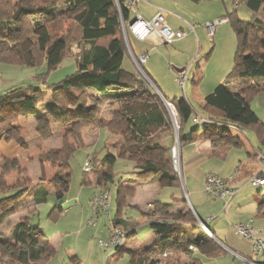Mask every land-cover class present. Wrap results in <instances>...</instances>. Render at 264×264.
Here are the masks:
<instances>
[{
  "label": "trees",
  "instance_id": "obj_1",
  "mask_svg": "<svg viewBox=\"0 0 264 264\" xmlns=\"http://www.w3.org/2000/svg\"><path fill=\"white\" fill-rule=\"evenodd\" d=\"M128 0H65L64 4L53 5L50 0H0V14H6L13 20L0 21V62L42 70L34 77L33 84H17L0 93V111L11 107L12 117L0 113V142L21 143L22 137L17 132V121L21 115H37V133L50 140L52 126L50 120L39 116V107L44 103V91H50L55 103L64 109L72 106L73 97L78 106L85 109L95 97V91L106 95L110 88H130V84L120 80V72L129 50L122 32L123 23H129ZM195 3L211 0H191ZM244 5L252 14L251 21H242L237 11L229 12V18L236 37L237 50L234 67L226 80L219 84L213 93L207 96L206 106L199 110L185 99H175V106L181 128L195 115H201L211 128L223 133L230 127H238L243 132L250 130L260 144H264V122L252 110L250 102L264 92V0H235ZM45 29V34L38 33ZM128 42L130 32L127 29ZM30 41L32 47L27 51L23 45ZM72 59L75 72L67 75L58 83L50 84L47 78L58 70L66 59ZM144 69V67H143ZM145 71V69H144ZM146 73V71H145ZM147 74V73H146ZM39 82V85H35ZM100 96V95H98ZM107 97V96H106ZM116 98L118 108L112 112L108 121L100 124L111 135H124L125 144L121 151L137 156L135 170L130 173L140 182L150 181L156 173L155 153H163L159 158L162 164V179L170 186H179V176L173 168L171 149L175 141V131L168 108L162 98L150 88L143 92L131 93ZM69 99V100H68ZM88 122L78 121L65 132L61 149L41 155V159L51 162L57 168L55 177L50 181L54 187L58 203L64 200L71 186L70 160L79 149L69 142V137L80 140ZM56 156V158H55ZM114 158L100 159L90 157L92 171L96 172L97 185L104 190L109 183H115L116 176L109 165ZM19 166L18 161L5 162L0 177V193L6 194L11 189L6 187L5 177ZM21 173V170L19 169ZM88 174L85 172L83 185H87ZM117 184V203L124 205L125 199L133 197L135 190ZM26 187L15 190L11 197L0 200V205L12 200V210H4L1 216L9 217L18 211V199L30 189L29 179ZM112 199V195H111ZM48 193L44 188L35 196L37 205L46 203ZM176 200V199H175ZM111 202V201H110ZM58 211V213H57ZM62 210L56 206L51 216L56 219ZM186 213L174 214L172 221L154 218L149 226L159 237L142 249H130L125 246L115 247L117 255L131 256L130 264H204L201 256L219 257L223 248L205 233V239L179 241L174 237L181 231L182 224L201 229L196 219H185ZM0 216V226L3 219ZM113 226H121V221L114 220ZM127 239L131 235L126 232ZM56 254L39 226H33L29 217L18 222L9 241H0V264L8 259L10 264H47ZM117 256V257H118ZM187 260L184 261L183 260ZM264 264V263H263Z\"/></svg>",
  "mask_w": 264,
  "mask_h": 264
},
{
  "label": "crops",
  "instance_id": "obj_2",
  "mask_svg": "<svg viewBox=\"0 0 264 264\" xmlns=\"http://www.w3.org/2000/svg\"><path fill=\"white\" fill-rule=\"evenodd\" d=\"M181 1L185 4L184 7H189L187 6L189 4H187L184 0ZM219 2L220 0H211L203 1L196 4L199 6L203 5L202 3H205V5H207L206 7H212L214 5H218ZM233 5L235 8L238 7V1H235ZM189 8L191 11H195V13L200 10V8L198 10L192 9L191 6ZM161 10H164L168 13V25L172 30L184 31L183 27H188L186 26L187 24H182L179 21V18L181 19V16H184V18L189 19L190 17H188V15L186 14L180 13L183 12V10H180L176 6H167L162 0H146L139 2L136 8L129 10V23L133 22L138 15H140L146 21H152ZM202 12H204L203 9ZM229 12L230 9L229 6H227L224 12L216 13L215 17L225 16L229 14ZM213 18L207 17L206 21L212 20ZM183 20L185 21V19ZM171 22H173L172 25L174 27L171 26ZM191 32L192 31L190 30L185 31L187 35L184 38L176 40L172 44H169L174 46L173 50L171 51L167 50L164 47V44L158 43L156 38H152L146 42H137L139 40L133 37L136 42L134 46L131 45V43L129 42L131 48V55H129L125 59L123 70L120 72V80L130 84L131 87H136L137 85L142 86L140 85L142 84V76L137 73L135 69L137 66L132 56L139 57L142 55H148V60L144 65V69L151 82L155 85L154 87H156V90L168 102L171 103V101L175 99L183 98L189 103L193 104L197 109H203L207 104V96L213 93L216 87L226 80V77L224 74L217 76L211 74L208 75L205 70L203 72L196 70V72H192L191 74V69L186 70L185 67H182L186 66L188 64L187 61L191 60V58H188L190 51L194 53L196 49L195 54L197 53L198 56L201 51L210 48L208 42H205L206 32L203 28H199V31H197V40L192 34H190ZM215 34L217 35V30L215 31ZM215 34L210 37H214ZM228 37L230 39L229 44L230 46H232L233 53V48L235 44L234 42H231V34L229 32ZM140 43L144 44L140 45ZM211 48V50H215V46ZM27 50L28 49L24 51ZM187 55L188 57H186ZM68 62L70 64L66 68L75 71L76 66L74 65V61L72 60ZM172 62H176L174 64L175 66H178V68L175 67V70H172L171 68ZM6 65L9 66H0V93H2V90L8 89L13 85L19 84V82L21 80H25V78L32 77L34 79L35 77L34 72H30L32 71L31 68L29 69L21 66H13L10 64ZM17 72L19 73L17 74ZM182 72L187 75V80L185 88H180V90L175 83H177L176 78ZM262 82H264V79ZM131 87L119 88L121 89V95L118 96H125L134 93L135 90L132 92ZM112 89L110 88L109 90ZM109 90L107 91L106 95H103L107 96L105 100H107L110 95H114L109 93ZM95 95L98 96L102 94L98 91H95ZM113 97L116 96L114 95ZM42 108L41 106L39 107V116L48 117V115H51V125L55 126L56 123H60L57 126V129H60L61 132L58 131V134H62L66 129L71 128L72 125H74L81 119H90L89 117H94L93 115H96L98 113L96 106H92L90 104L85 109H82L78 106L77 103H73L72 106L66 109V111H63V113L59 105L54 102L52 95L48 93L45 94V101L42 104ZM251 108L255 112L253 106H251ZM107 115H109V110ZM198 116L202 118L201 115ZM37 117V115H29L24 118L22 117L24 120H20V124L17 127L19 128V130L25 132L27 126L32 125L34 132L37 133ZM195 118L196 115L190 118V120L193 121V123L195 124H202V129L198 127L188 128V122L190 121L188 120L181 132L182 169L183 175L184 177H186V183L190 191V196H193L195 198V207L198 210L194 211L196 216L200 218V220H202V222H204L207 228L210 230L212 236H208L215 240L224 250V253L219 257H207L211 261L209 262V264H237V260L252 264L250 262V260L253 258L252 244L235 233V230L233 228L234 224H232L231 226L229 224L236 222H248L251 220H254L253 224H255L256 221H264V194H261V192L258 191L257 195L251 197L250 195L245 194L244 190H241L243 184L250 185L249 179L252 176L257 175L264 178V171L260 170L259 164L260 160L264 161V152H261L257 148L256 143H258L259 141L255 134V140H252L248 136L247 131L243 132L238 127H230L228 130H225L223 133H220V130H217L216 128H211L207 125L206 121L204 120H199L195 122ZM259 121H261L260 118ZM60 138L61 136H55L56 140L54 139L53 141L56 142V147L54 148H60ZM4 140L5 138L0 142V157H9L7 153V148L9 147L11 149L12 146L5 147ZM35 143L36 147H33V149L30 150V153L32 154V157L36 160L34 162L28 161L24 164L19 165V167L21 166L22 169L25 170L26 175L24 176H28L32 178V180H34V185L29 191L30 195L27 203L29 206L34 207L33 212H37L39 206L47 204L53 197L54 199H52L51 202L55 205L54 208H56V206L61 207L66 202L68 193L66 194L61 204H59L54 188L47 183V180L56 175L57 172L56 170H54L50 162L43 161L41 159V155L46 154L50 150L52 142L44 141L37 133ZM82 143L83 144L80 146V148L88 147L91 151L88 159L85 161V164L88 162V160H90V157H93V155H100L99 151L104 148L105 151L110 152L109 157L114 158L111 163L106 162L105 170L109 168V165L112 169H114L115 165L118 161H120V159H125L132 162V165L135 168V163L138 159L137 156L129 152L123 153L121 151L123 145L125 144V136L111 135L109 131L104 128L98 120L90 122L89 125L85 128L82 133ZM260 147L262 148V146ZM162 156L163 153L161 152L155 153L154 159L156 160V172L158 173V176L155 178V180L146 184H142L138 180H136V178L131 177H129L127 180H124L125 186H130L137 190L136 197L132 199H125L123 208L118 205L117 215L115 217H112V215H110V217L112 218H109V224L107 225V228L109 229L110 226L113 225L112 223L114 222V220L117 219L121 221V226H123L127 230V232L131 234L127 240L125 248H144L149 246L152 242L155 241V239L159 237L158 235L150 231L147 234L148 240L144 241L143 243L145 245L134 247V245L132 244L133 239L131 238L135 236V234H137L138 228V226H133L134 223L139 224V221L141 220L148 227H150V222L148 223V218L153 214V212H149L148 215L144 214L147 211L146 205L148 203L152 202L157 206V209L155 211V213L157 214L156 216L167 219H172L174 214L182 211V209H185L183 205L187 203L186 194L182 195L178 192L179 188H181L179 186L181 185L170 186L165 180L162 179V164H160L158 161L159 158H161ZM100 158L103 159L106 157H101L100 155ZM210 174H215L220 178L224 179L229 188L236 190V194L230 199L229 202H227L228 197L226 198V200H223L213 198L209 199L210 197L208 196V198L207 194L205 196L206 183ZM13 176L15 177V184H17V186H15V184H13V187L12 184L10 185L12 188H16L19 185V180H21L23 176L21 177L19 175L18 170L13 172ZM87 178L89 181L88 185L95 186V192L90 193L88 200L90 201L89 204L92 206V199L94 198L95 194L102 189L98 187L97 177L94 174H89ZM254 187L259 188L258 186ZM41 188H44L47 191L48 200L46 201V203L37 205L35 202V196L40 192ZM85 188L86 186L83 187L81 191V196L76 199V202L82 201L83 203V219H86L85 200L82 199V195H84L86 191ZM169 189H171V191L173 192L171 200H168L169 192L167 190ZM174 194H176V196ZM213 200L215 202H212ZM5 205L6 204H2L0 205V207H3ZM110 206L111 202L107 211L100 213V215L109 212ZM238 207L239 209L237 210L236 208ZM61 213L62 212H60V214ZM40 229L43 231L41 227ZM180 232H182V230ZM43 233L48 239L46 232L43 231ZM205 233L208 234L207 232H205L204 229L201 230L197 228H187L182 232V234L184 235L181 239L175 235L174 237L178 238L181 242L194 239L203 240L206 238ZM54 234L55 236L57 235L56 233ZM256 235L264 239V230L262 232L257 230ZM54 238L55 237H53V239L48 240L50 244L55 248L57 253L58 243L54 241ZM117 256L118 255L115 251V254L113 255L112 259L117 260ZM66 257L69 258L73 264H81L79 255L76 254L73 249H69V251L65 254V258ZM53 259L54 257L47 264H49ZM260 260L258 262L263 264L264 261L261 262Z\"/></svg>",
  "mask_w": 264,
  "mask_h": 264
},
{
  "label": "rangeland",
  "instance_id": "obj_3",
  "mask_svg": "<svg viewBox=\"0 0 264 264\" xmlns=\"http://www.w3.org/2000/svg\"><path fill=\"white\" fill-rule=\"evenodd\" d=\"M17 1H19V0H15V2H17ZM25 1H28V0H25ZM50 1L52 2L53 5L55 4V6H56V3L59 6H61L64 4L65 0H50ZM162 1L167 6H169V5L170 6H176L180 10H183V12H180V13L186 14V15H188V17H190L189 19L184 18V16H181L182 17L181 19L179 18V21L182 24H185V25L187 24L186 26H188V27H183L184 31L183 30H179V31H182L184 33H185V31H189V30L192 31L190 34H192L196 40H197V31H199V28H203L206 32V41L205 42H208L210 48H208L207 50L205 49V50L201 51L198 54V56H197V53L195 54L196 49H195L194 53L192 51H190L189 57H188V55L186 57L191 58V60L187 61L188 64L186 66H182V67H185L186 70L191 69V74H192V72H196V70L200 71V72H203L205 70L206 73H208V75L211 74V75L217 76V75L224 74L225 77L227 78L229 73L232 71V69L234 67V60H235L237 44H238L236 34H235L231 24L226 23V24H222V25L217 27V29H216L217 35L214 33L215 36L210 37L209 32L206 28V24L209 22H215L218 19L226 17V15L222 16V17L221 16L215 17V15H216V13L224 12L225 8L227 6H229L230 12H233L236 10L238 18L242 21H247V22L251 21L253 19V14L244 5H239V3H238V7L235 8L233 5L235 0H220L218 5H214L212 7H206L207 5H205V3H202L203 5L198 6L195 2H192L191 0L190 1L184 0L187 4H189L187 6H189V7L191 6L192 9L198 10L200 8V10L196 13L193 10L191 11L189 7H184L185 4L181 0H179V1L178 0H162ZM218 6H220V7H218ZM202 9L204 12H202ZM207 17H212V18L214 17V18L212 20L206 21ZM183 19H185V21ZM0 21H5V22H8V24L15 26V24L12 23L13 20L10 18H7L6 14H0ZM172 24H173V22H171V26L174 27ZM176 31H178V30H176ZM227 31L231 34V42H234V44H235L234 48H233V53H232V46H230V44H229L230 39L228 37ZM122 32H123V35L125 38V43L128 47L129 53H130L129 55H131V48H130L129 42L131 43V45L134 46L136 41L134 40L133 36L130 33L129 42H128L127 31H125V28H123V27H122ZM38 33H40V34L44 33L45 34V30L41 29L38 31ZM185 34L187 35V33H185ZM193 36H191V37H193ZM137 42H142V41H137ZM144 42H146V41H144ZM143 44L144 43H140V45H143ZM23 46H24V48H23L24 50L30 49L32 47V43L30 41H27ZM214 46H215V50H211L212 49L211 47H214ZM164 47L167 50L171 51V50H173L174 46L169 45V44L168 45L164 44ZM188 58H186V59H188ZM211 59H212V61H211ZM68 61H72V59H69V58L66 59L63 62V67L61 66V68L54 71L52 74H50L48 76L47 82H49L50 84L58 83L63 78H65L67 75L75 72L72 69L66 68L70 64ZM174 63H176V62L171 63L172 70H175V67L178 68V66H175ZM1 65L9 66V65L0 63V66ZM191 66H192V68H191ZM4 68H6V67H4ZM135 69H136L137 73L140 76H142L141 77L142 78V84H140L142 86L137 85L136 87H131V89H132L131 91L133 92L135 90L134 93L143 92L147 88H150V89H153L159 95V93L156 90V87H154L151 84L152 82L149 81L145 77L146 73H145L143 67H142V70H140L138 67H136ZM31 70L32 71H30V72H32V73L34 72V75L42 72V70H40V69L39 70L31 69ZM18 73L19 72H17V74ZM181 74H185V73L182 72V73H180V75ZM13 75H15V74H13ZM33 82H34V79L32 77H29V78H25V80H21L19 82V84H23L26 86V85L33 84ZM39 84H40L39 82L35 83V85H39ZM175 84H176V86H178L179 89L181 88V87H179V85H177V83H175ZM5 90H2L1 92H4ZM109 91H110L109 93L114 94L116 97L118 95H121V93H120L121 89H119V88H113L112 90H109ZM46 93L52 95V93L50 91H47V90L44 91L43 101H45V94ZM122 94H124V93H122ZM114 95H110L107 98V100H105L106 96L95 95V97L89 101L88 106L90 104L92 106H96L98 113L96 115H93L94 117H89L90 119H88V118L84 119L88 122V125L90 122H93L94 120H98L101 123L102 121H104V120L108 121L111 118L112 112H114L120 104L119 102H114V100L116 99V98H112ZM159 96L162 98L161 95H159ZM118 97L121 98L122 96H118ZM69 99L71 100L72 104L77 103L73 97H70ZM162 100H163V98H162ZM250 104H251V106H253V109L257 113L260 120L262 122H264V92L259 94L254 100H252L250 102ZM41 108H42V105H41ZM60 109L62 110V112L66 111V109L62 108L61 106H60ZM108 110H109V115H107ZM168 111H169V108H168ZM0 113H2L3 115H5L7 117H12L14 112H13L11 107H7V108H3L0 111ZM169 114L171 116L170 111H169ZM50 116L48 115L49 118L48 117H44V118H46V119L50 120V122H52V117H50ZM22 117L24 118L27 116L21 115L19 117L15 127H17L20 124L19 121L23 119ZM59 124L56 123L55 126L51 125L52 130H53L52 131L53 137L50 140H44L40 136L44 141L52 142L51 146H50L51 148L47 153H49L53 150L55 151V150L61 149L63 146V138L65 135V132L68 129H66L62 134H58V131L61 132L60 129H57V126ZM73 126L74 125H72L71 128ZM87 126H85V128ZM191 127H198L200 129H202V124L201 125L195 124V123H193V121L190 120L188 122V128H191ZM85 128H84V130H85ZM16 129H17L18 134L22 137V140H21V143H17L14 141L7 142L6 140H4L5 147L12 146V148L11 149L9 147L7 148V153H8L9 157H5L4 155H3L4 157H0V177L2 176L1 175L2 174V168L5 165L6 161H8V162L18 161V164L20 165V164H24L28 161L34 162L36 160L35 158L32 157V154L30 153V150L33 149V147H36L35 139H36V135H37V133L34 132L32 125L27 126L25 132L19 130L18 127ZM55 129H56V131H55ZM247 134L250 137V139L255 140L254 139L255 136H254L253 132H251L250 130H247ZM56 135L61 136L60 148H54V147H56V145H55L56 142L53 140L55 139ZM115 136H118V135H115ZM180 140H181V138H180ZM68 141L72 142L73 145H77L78 148H80V146L83 144L82 143V136H81V139L79 141L74 139L73 137H69ZM256 144H257V148L261 152H264V145H260L259 142ZM181 146H182V143H181ZM260 146H262V148ZM104 151H105L104 148L101 151H99L101 157L102 156L108 157L110 155V152L109 151L104 152ZM90 152L91 151L88 147L87 148H80L75 152L72 159L70 160V166H71V171H72L71 187H70V190L67 194L66 202L63 204V206L59 207L62 210L61 211L62 213L61 214L59 213L58 215H56V217H57L56 219H54V217L51 216L52 211L54 210V207H55V205L52 204V202H51L52 199H54V198L52 197L50 199V202H48L47 204H43V205L39 206L37 212H33L34 207L29 206L27 201H28V198L30 195L29 191L34 185V180H32V178H30L28 176H24V175H26L25 170L22 169L21 166L20 167L18 166L16 169L12 170L11 173H9L4 179V182L6 183V187L10 188L11 191L7 192L6 194L0 193V200L7 198V197H11L13 195V193L15 192V190L26 187L27 186V184L25 183L26 179H29L30 184H28V185H30V189L27 191V193L21 199L17 200L16 203H18L19 209L17 212L10 215L9 217L1 216V212H3L4 210H7V209L12 210V206H13L12 200L5 201L6 205L3 207L2 206L0 207V216L2 217L1 219H3V224H2V226H0V241H9L14 226L18 222H20L22 220H27V218L30 217V222H32L31 223L32 225H39L43 229V231L46 232L48 239H53V237H55L54 241L56 243H58V249H57L58 252L55 254L54 259L49 264H73L69 258H67V257L65 258V254L69 251V249H73L75 251V253L79 255V259L81 260V264H130L131 256L129 254L126 253L124 255H121L120 257L118 256L117 260H114V259H112V257L115 254V248H105L104 246L101 245V242L102 241L103 242L108 241L109 235H108L107 225L109 224L108 223L109 218L115 217L117 215V211H118L117 184L120 182V180H123L121 182V185H124V180H127L129 177L136 178L135 176L130 174L133 171L134 167L132 165V162L125 160V159H120V161L117 162V164L115 165V167L113 169V172L116 176V179H115L116 182L115 183H109V185L105 186V188H104V190L109 191L112 195L111 206L109 208V212L100 215V217L96 220V226L95 227L91 226L89 224V221L93 218V210H92V206L89 204L90 201H88V200H89L90 193L95 192V186L88 185V184L83 185V182H84V179L86 176L84 173V165H85V161L88 159V157L90 155ZM100 155H97V156L100 158ZM55 158H56V156H55ZM100 159H102V158H100ZM88 162L91 164V171L86 172V173L94 174L97 177L96 172L92 171L93 168H92L91 161L88 160ZM259 164H260V170L264 171V161L260 160ZM51 165H52V163H51ZM156 166H157V164H156ZM53 168L57 172V168L54 166H53ZM19 169L21 170V173L19 172V175L21 177L23 176V178L21 180H19L18 187L12 188L14 186L13 184H15V182H16L15 177L13 176V172L17 171V170L19 171ZM105 171H107V170H105ZM157 176H158V173L156 172L155 176L150 181H148L146 183H149V182L155 180V178ZM178 176H179V181H180L179 185H181V186H179L181 188H179L178 192L182 195L186 194V200H187V203H185L183 205L185 209H182V212L187 214V215H185L186 216L185 219L188 222L189 220H193V218H195L196 223L200 224L199 219L197 218V216L194 212V211H198L195 207V203H196L195 198L193 196L192 197L190 196V191H189V188H188L187 183H186V177H184L183 174H182V177L179 174H178ZM54 177H55V175L47 180V183L49 185H51L50 181ZM183 177H184V181H183ZM136 180H138V179L136 178ZM140 183H142V182H140ZM146 183H142V184H146ZM10 184H12V187ZM249 184L250 185H244V184L242 185L241 190H244L245 194L250 195L251 197H253L254 195H257L258 191H260L261 194H264V186L260 185V186H258L259 188H257V187H254L251 183H249ZM9 185H10V187H9ZM15 186H17V184H15ZM85 186H86V188H85L86 191H85L84 195H82V199L85 200V217H86V219H83L82 218L83 203H82V201L76 202V199L81 196V191H82L83 187H85ZM127 188L135 190V195L131 198L128 197L127 199L135 198L136 194H137V190L133 187H130V186H128ZM167 191L169 192L168 200H171V196L173 195L172 194L173 192L171 191V189H169ZM176 194H174V195L176 196ZM205 196H206V193H205ZM231 198H232L231 196H228L227 202H229ZM209 199H211V198H209ZM86 201H87V203H86ZM92 201H93V199H92ZM212 202H215V201L213 200ZM193 206H194V208H193ZM121 208H123V206H121ZM156 209H157V206L152 202H150L146 205L147 211L144 214L148 215L149 212H151V211L153 212V214L148 218V223L154 218L172 221V219H167V218L156 216L157 215L155 213ZM236 209L238 210L239 207ZM57 213H58V211H57ZM110 215H112V217H110ZM239 223L240 222L230 223L229 225L231 226L232 224H234V226H235ZM242 223H245V222H242ZM180 224H182V228H183V229H181L182 232L187 228H189V229L193 228L192 225L186 226L185 221L180 222ZM133 226L134 227L138 226V228H137V234H135V236H133L131 238V239H133L132 244L134 245V247H139L140 245H145L143 243H144V241L148 240L147 234L151 231L150 227H148L141 220L139 221V224L134 223ZM121 227L125 230V232H127V230L123 226H121ZM253 227L255 229H257L258 231L262 232L264 230V221H262V220L256 221L255 224H253ZM260 229H262V230H260ZM182 232L179 231V232L175 233L174 235L181 239L182 236L184 235V234H182ZM54 233L57 234L56 235L57 237L55 236ZM207 235H209V234H207ZM57 238H58V240H57ZM137 249H142V248H137ZM202 257L201 258L205 264H209V262H211L209 260V258L204 257V256H202ZM184 261H187V260L184 259L183 262ZM260 261L261 262L264 261V256L261 257ZM2 262H3V264H10V261L8 259H3ZM236 263L237 264H249V263H245L241 260L240 261L237 260Z\"/></svg>",
  "mask_w": 264,
  "mask_h": 264
},
{
  "label": "built area",
  "instance_id": "obj_4",
  "mask_svg": "<svg viewBox=\"0 0 264 264\" xmlns=\"http://www.w3.org/2000/svg\"><path fill=\"white\" fill-rule=\"evenodd\" d=\"M140 1L146 0H128L127 6L129 9L136 8ZM229 18L224 17L216 20L215 22H209L206 24V28L210 36H213L216 28L222 24L229 23ZM123 28L125 31L131 33L133 37L139 41H149L152 38H156L157 42L160 44H172L176 40L182 39L186 34L182 31H174L168 25V13L161 10L157 16L152 21L144 20L140 15L136 19L128 24L123 23ZM137 67L142 70V67L146 64L148 60V55H142L139 57L133 56ZM145 76V75H144ZM147 79L148 77L145 76ZM149 80V79H148ZM187 80L186 74H181L176 78V82L182 89L185 88ZM171 113V119L175 131V141L171 149L173 168L177 174L182 177V157H181V140L179 136V131L181 128V120L175 106L171 103L167 105ZM199 120H204L198 115L195 118V122ZM91 171V164L87 162L84 166V172ZM249 183L253 186L264 185V178L260 176H252L249 179ZM206 194L213 199H223L226 200L228 196L233 197L236 194V190L229 188L226 181L215 174H210L206 183ZM111 201V193L107 190H100L92 201L93 218L89 221L91 226H96V220L99 218L100 213L106 212ZM151 207V206H150ZM203 229L210 235L206 225H201ZM235 233L243 238L244 240L252 244L253 258L250 260L252 264H261L258 262L261 257L264 256V239L256 235L257 229L253 227V221L239 223L233 226ZM108 241L101 242V245L105 248H115L118 246H126L127 235L125 230L121 226H110L108 229Z\"/></svg>",
  "mask_w": 264,
  "mask_h": 264
},
{
  "label": "water",
  "instance_id": "obj_5",
  "mask_svg": "<svg viewBox=\"0 0 264 264\" xmlns=\"http://www.w3.org/2000/svg\"><path fill=\"white\" fill-rule=\"evenodd\" d=\"M153 86H155L153 83H151ZM158 92V91H157ZM159 93V92H158ZM159 95H161L160 93H159ZM162 96V95H161ZM162 98H163V100H164V102H165V104H166V106L170 103V102H168L163 96H162ZM198 218V217H197ZM199 219V221H200V224L201 225H205V223L204 222H202V220H200V218H198ZM210 231V230H209ZM211 233V232H210ZM212 235V234H211Z\"/></svg>",
  "mask_w": 264,
  "mask_h": 264
},
{
  "label": "clouds",
  "instance_id": "obj_6",
  "mask_svg": "<svg viewBox=\"0 0 264 264\" xmlns=\"http://www.w3.org/2000/svg\"><path fill=\"white\" fill-rule=\"evenodd\" d=\"M146 76H147V74H146ZM148 77V76H147ZM148 79H149V77H148ZM149 81H151L150 79H149ZM172 104V103H171ZM209 230V229H208Z\"/></svg>",
  "mask_w": 264,
  "mask_h": 264
}]
</instances>
